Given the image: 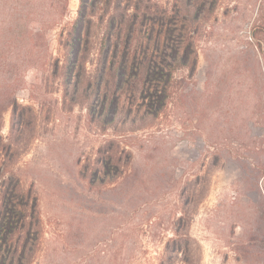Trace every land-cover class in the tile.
Returning a JSON list of instances; mask_svg holds the SVG:
<instances>
[{"label":"rangeland","instance_id":"374dc122","mask_svg":"<svg viewBox=\"0 0 264 264\" xmlns=\"http://www.w3.org/2000/svg\"><path fill=\"white\" fill-rule=\"evenodd\" d=\"M80 1L0 0V92L16 88L22 130L5 162L41 221L28 264H264V0L120 3L163 17L187 1L195 66L175 72L158 112L123 99L116 115L92 93L109 11L84 2L77 92L46 63L82 21ZM110 148L121 157L106 167Z\"/></svg>","mask_w":264,"mask_h":264},{"label":"trees","instance_id":"16d2710c","mask_svg":"<svg viewBox=\"0 0 264 264\" xmlns=\"http://www.w3.org/2000/svg\"><path fill=\"white\" fill-rule=\"evenodd\" d=\"M123 1L128 4L127 0H115L114 6L110 5L111 0H90L88 3V9L104 8L106 12L109 11L108 24L112 29L104 35V52L107 53L97 75L98 85L92 93L96 91L98 101L107 102L105 110L115 115L123 99V103H128V111L143 108L148 113H156L166 105L173 93L175 72L183 68L193 70L195 66V57L188 56L193 44L189 27L193 20L190 22L188 19L190 7L185 1L177 6L175 12L171 10L170 15L162 17L156 11H151L150 6H134L130 8L131 11H127L129 7L125 6L119 11ZM80 2L82 10H79V19L82 21L73 24L62 47L55 54L51 51L46 62L53 72L63 69L64 77L71 83L72 93L78 91L79 77L75 75V66L81 68L84 65L79 53L87 33L82 28L90 22L83 12L85 0ZM52 21V25L56 24L54 19ZM42 35L44 32L37 30L29 33L31 49L36 47L37 39ZM111 37H114L112 51ZM11 86L7 85L6 88ZM15 92V87L11 91L5 89L4 93L0 92V130L4 112L13 109L6 141L0 136V264H28L37 249L41 231L36 195L24 188L5 162L6 151L15 147L22 133L17 127L21 124L20 114L18 123H15L18 112ZM134 100L138 102L137 107H132ZM119 157L118 148H110L103 164L109 167Z\"/></svg>","mask_w":264,"mask_h":264}]
</instances>
